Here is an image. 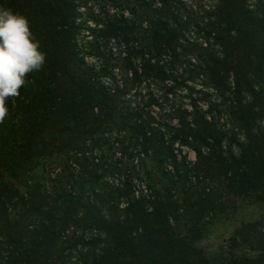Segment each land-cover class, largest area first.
<instances>
[{"label": "trees", "instance_id": "1", "mask_svg": "<svg viewBox=\"0 0 264 264\" xmlns=\"http://www.w3.org/2000/svg\"><path fill=\"white\" fill-rule=\"evenodd\" d=\"M248 1L220 0L216 17L208 25L206 39L207 45L211 46L212 42L218 51L211 49L204 69L214 90L221 97L227 96L230 115L235 116L246 135V148L238 156L225 152L221 145L223 135L217 134L212 124L201 120H179L180 134L172 138V144L188 145L191 140L193 145L189 146L196 154L197 170L204 166L215 168L227 179L234 195L250 191L264 199V11L252 14L247 8ZM75 3V0H0V5L28 18L40 42V51L46 53L42 69L30 74L15 106L8 102V123L0 127V264H65L66 257L58 253L60 241L70 228L94 229L114 240L112 257L107 252L80 264H161L165 250L170 252L175 264H187V246L183 245L186 238L172 237L169 215L164 212L163 216L156 217L149 213L152 210L147 211L142 197L126 199V217L120 219L118 214L102 211L96 196L85 200L71 192L63 201H49L50 197L39 187L24 195L2 180L3 176L16 177L32 158L62 153L61 148H69L75 138L82 143L80 150L86 149L87 141L95 142L97 131L92 123L110 124L115 113L121 118L114 130L118 134L128 130L135 141L153 143L161 150L167 144L149 122L139 117L134 120L124 111L119 89L111 90L101 83L100 76L110 73L108 64L98 72L86 66L84 54L92 52L80 54L78 51ZM134 28L132 19L116 13L90 30L103 41L113 40L124 47L122 66L135 79L148 76L149 69L157 68L160 72V59L175 53V33L167 21L150 20L143 44V35ZM95 52L92 55L99 57L98 48ZM247 96L251 97L249 103L245 102ZM60 118L71 120L75 125L67 128L68 142L65 145L46 142L44 135L48 128H55ZM258 123L260 128L253 131ZM167 149L171 166L183 165L172 147ZM87 150L80 151L81 155ZM12 211H16L14 221L10 218ZM139 212L144 220L141 226L133 227L129 218ZM149 221H152L150 227ZM259 223L247 224L239 232L242 242L258 253L257 258H233L224 264H264V229L259 228ZM132 228L136 230L137 240L148 243L147 247L135 241Z\"/></svg>", "mask_w": 264, "mask_h": 264}, {"label": "rangeland", "instance_id": "2", "mask_svg": "<svg viewBox=\"0 0 264 264\" xmlns=\"http://www.w3.org/2000/svg\"><path fill=\"white\" fill-rule=\"evenodd\" d=\"M75 2L79 25L76 34L78 51L80 54L92 52L84 54L86 66L98 72L108 64L110 73L100 76L101 83L111 90L119 89L124 111L134 120L139 117L149 122L167 144L161 150L153 143L135 141L128 130L118 134L114 130L121 118L115 113L110 124L98 126L92 123L97 131L95 142L85 141L88 150L83 155L80 151L86 149L80 150L82 143L75 138L69 148H61L62 153L32 158L16 177L3 176L2 180L24 195L39 187L50 197L49 201H63L71 192L85 200L91 195L96 196L102 211L118 214L120 219L126 217V201L131 197H142L146 200L147 211L152 210L149 213L156 214V217L163 216L164 212L169 215L172 237L186 238L183 245L187 246V264H224L233 258H257L258 253L242 242L239 232L247 224L259 222V228L264 229V199H260L257 192L250 191L234 195L227 179L215 168L204 166L197 170L196 154L189 146L193 145L191 140L188 145L172 144V138L180 134L179 120H201L212 124L217 134L223 135L221 145L225 152L238 156L246 148V135L235 116L230 115L227 96L221 97L205 76L208 53L211 49L218 51L211 41L208 46L206 39L208 25L216 17L220 0ZM247 8L252 14L262 13L264 0H249ZM116 13L133 20L135 32L143 35V44L148 35L144 32L148 21H167L175 33V53L172 57L160 59V72L157 68L149 69L148 76L135 79L122 66L124 47L113 40L105 42L91 32L90 28L95 29ZM96 48L101 52L99 57L92 55ZM245 100L249 103L251 97L247 96ZM3 123H8V117ZM258 125L255 124L253 131L260 128ZM68 127L75 128L74 122L60 118L55 128H48L45 141L65 145L69 137ZM168 146L183 164L179 168L171 166ZM10 218L16 220V211L10 213ZM129 220L133 227L141 226L144 217L141 212L136 216L132 213ZM148 226H152V221ZM132 229L135 241L147 247L148 243L137 240L136 230ZM111 238L94 229L70 228L60 241L58 254L66 257L65 264H80L107 252L112 257L114 240ZM151 245L154 247L153 242ZM161 255V264L176 263L168 250ZM165 255L170 256L164 258Z\"/></svg>", "mask_w": 264, "mask_h": 264}, {"label": "clouds", "instance_id": "3", "mask_svg": "<svg viewBox=\"0 0 264 264\" xmlns=\"http://www.w3.org/2000/svg\"><path fill=\"white\" fill-rule=\"evenodd\" d=\"M45 60L28 18L0 5V123L9 115L8 102L15 106L28 77L40 71Z\"/></svg>", "mask_w": 264, "mask_h": 264}]
</instances>
